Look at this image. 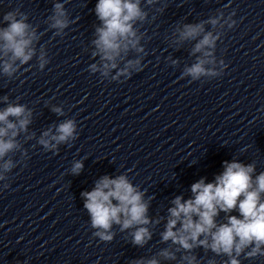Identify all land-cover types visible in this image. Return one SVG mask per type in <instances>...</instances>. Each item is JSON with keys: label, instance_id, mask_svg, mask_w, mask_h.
Masks as SVG:
<instances>
[{"label": "clouds", "instance_id": "obj_1", "mask_svg": "<svg viewBox=\"0 0 264 264\" xmlns=\"http://www.w3.org/2000/svg\"><path fill=\"white\" fill-rule=\"evenodd\" d=\"M146 3L157 4L159 0H146ZM95 14L102 26L95 30L92 56L99 57V60L90 64L88 71L111 81H119L121 77L128 79L134 72L142 71L141 54L146 53L136 24L143 23L148 13L141 7V0H98ZM235 14L233 10L225 16L223 10H218L207 20L183 23L175 29L176 43L196 41L192 48L196 60L184 67L181 78L198 81L223 75L227 65L223 59H217L215 51L225 26L229 29L235 26ZM49 19L50 28L56 30L57 36L69 26L67 12L61 3L55 4L54 14ZM3 22L6 26L0 27V73L12 78L34 57L42 71L49 63L48 54L44 48L37 52L34 42L40 37L28 23L27 14L17 8L4 14ZM206 25H211L213 30H206ZM217 28L219 30H215ZM130 52L136 57L128 59ZM171 63L174 66L178 61L172 60ZM0 100L7 103L8 97H0ZM52 111L64 114L60 107L54 106ZM31 122L32 111L24 104L7 103V107L0 110V181H7L8 174L17 166L11 154L20 152L27 158V151L18 137L28 131ZM77 136L76 121L66 119L55 126L54 133L52 128L44 131L37 143L45 151L55 154L59 145L70 144ZM83 167L81 160L74 161L70 172L79 175ZM223 168L213 182L206 183L202 178L193 183L191 198L176 196L171 201L172 207L167 210V221L160 233L161 242H171V245L150 258L133 259L130 264H160L157 257L177 261V264H201L194 254L197 248L226 257L222 264H241L239 258L242 255L245 259L264 257V172L253 177L255 164H244L235 159L224 161ZM3 187L9 185L5 183ZM144 196L145 193L126 174L115 178L102 176L91 191L81 192L84 209L94 229L93 236L102 242H111L115 236L113 227L119 226L122 233L131 230L129 235L133 246L148 244L153 237L148 226L159 224L160 219L153 221L149 218V201ZM233 211L238 215H231ZM221 212L225 213L226 222H218ZM178 253L181 254L179 259ZM208 264H216V261L209 260Z\"/></svg>", "mask_w": 264, "mask_h": 264}]
</instances>
